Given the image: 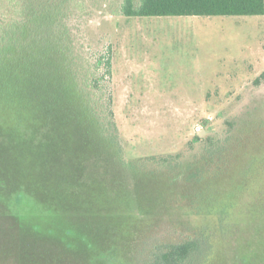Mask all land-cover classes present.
<instances>
[{"label": "rangeland", "instance_id": "374dc122", "mask_svg": "<svg viewBox=\"0 0 264 264\" xmlns=\"http://www.w3.org/2000/svg\"><path fill=\"white\" fill-rule=\"evenodd\" d=\"M78 1L73 34L90 64L109 63L121 147L24 82L0 96V264H136L201 233L206 264H264V15L137 18L124 0Z\"/></svg>", "mask_w": 264, "mask_h": 264}, {"label": "trees", "instance_id": "16d2710c", "mask_svg": "<svg viewBox=\"0 0 264 264\" xmlns=\"http://www.w3.org/2000/svg\"><path fill=\"white\" fill-rule=\"evenodd\" d=\"M8 3L0 22V96L16 97L19 83L24 82L34 100L56 98L69 118L86 123L88 131L119 149L111 98L105 97L104 75L99 73L109 63L100 59L90 64L73 34L71 19L83 13V2L51 0L39 9L31 6V0ZM121 13L137 18L263 16L264 0H124ZM212 251L211 239L201 233L144 248L136 264H206Z\"/></svg>", "mask_w": 264, "mask_h": 264}]
</instances>
